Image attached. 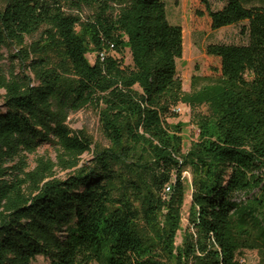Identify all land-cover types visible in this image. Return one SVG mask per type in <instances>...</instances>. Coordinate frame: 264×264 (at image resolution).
Segmentation results:
<instances>
[{
  "label": "trees",
  "instance_id": "obj_1",
  "mask_svg": "<svg viewBox=\"0 0 264 264\" xmlns=\"http://www.w3.org/2000/svg\"><path fill=\"white\" fill-rule=\"evenodd\" d=\"M196 1L212 31L237 27L240 41L206 46L219 69L192 96L166 0L0 7V264H238L246 251L264 264V0ZM42 29L44 55L30 59L24 40ZM183 102L207 106L186 151L167 122ZM87 107L110 147L81 163L91 142L63 115ZM44 145L55 160L31 168ZM186 170L190 228L177 247Z\"/></svg>",
  "mask_w": 264,
  "mask_h": 264
},
{
  "label": "rangeland",
  "instance_id": "obj_2",
  "mask_svg": "<svg viewBox=\"0 0 264 264\" xmlns=\"http://www.w3.org/2000/svg\"><path fill=\"white\" fill-rule=\"evenodd\" d=\"M51 3L53 0H44ZM63 3V0H60ZM6 0H0V7H3ZM200 6L196 0H166L167 16L170 23L181 26L183 31V53L182 57L177 60V71L182 83V90L186 96H192L207 87L208 78H213L219 69V62L216 58L207 56L205 48L209 44L215 43H238L237 27H227L218 31L210 29L209 20L206 15L198 17L196 12L200 10ZM69 12V11H68ZM93 9L86 8L79 15L83 20L90 17ZM45 29V28H44ZM44 29L28 36L24 40V48L26 49L30 59L40 58V43L44 41ZM89 63L95 61V54H88ZM51 59V57H50ZM52 57V63L58 65L60 60ZM126 63L129 62V56H126ZM6 65V62H2ZM29 75L34 78L35 72H29ZM195 84V87H194ZM0 91V108L1 95ZM180 111L174 117L168 118L170 124H180L182 126L183 150L186 151L190 144L196 141L199 134L196 125L198 115L207 113L205 104H191L183 102L178 105ZM65 125L76 134L82 133L91 142L90 151L81 157V163H88L94 153L110 147V141L104 134L99 119V110L95 107H87L77 112H67L63 115ZM55 148L50 145L40 147L34 155H30L28 162L30 167H34V160L37 157H44L55 160ZM66 172H57L56 177H64ZM184 183L186 187L185 195L179 209L180 228L175 237V245L179 247L185 232L190 228L189 215L192 195V173L186 170L183 173ZM165 197V196H163ZM241 260L238 264H258L259 256L256 251H246L241 255ZM35 264H47L43 258Z\"/></svg>",
  "mask_w": 264,
  "mask_h": 264
},
{
  "label": "built area",
  "instance_id": "obj_3",
  "mask_svg": "<svg viewBox=\"0 0 264 264\" xmlns=\"http://www.w3.org/2000/svg\"><path fill=\"white\" fill-rule=\"evenodd\" d=\"M180 111V109H179V107L177 106L176 108H175V113H178Z\"/></svg>",
  "mask_w": 264,
  "mask_h": 264
}]
</instances>
